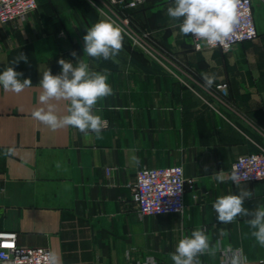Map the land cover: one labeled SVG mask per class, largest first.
<instances>
[{
    "label": "crops",
    "instance_id": "obj_1",
    "mask_svg": "<svg viewBox=\"0 0 264 264\" xmlns=\"http://www.w3.org/2000/svg\"><path fill=\"white\" fill-rule=\"evenodd\" d=\"M36 1L21 21L0 23V72L13 66L33 86L20 94L0 87V230L15 231L19 245L55 251L61 264H174L169 254L178 241L203 229L211 247L200 264L234 257L261 264L252 217L221 223L212 205L246 190L252 195L244 207H264V180L237 188L228 179L238 155L264 149V0H252L257 37L227 51L195 49L167 15L173 0H146L132 9L133 24L149 43L161 42L155 49L162 58L123 33L115 62L83 51L86 31L111 20L101 11L111 9L109 0ZM20 53L28 62L13 65ZM61 58L83 59L108 75L113 95L96 105L107 121L99 138L73 127L53 131L31 116L41 107L42 73L59 74ZM201 73L215 75L211 88ZM58 107L62 114L66 102ZM170 165L193 179L182 211L140 216L131 200L136 171ZM221 171L222 183L215 179Z\"/></svg>",
    "mask_w": 264,
    "mask_h": 264
},
{
    "label": "clouds",
    "instance_id": "obj_2",
    "mask_svg": "<svg viewBox=\"0 0 264 264\" xmlns=\"http://www.w3.org/2000/svg\"><path fill=\"white\" fill-rule=\"evenodd\" d=\"M239 6L240 0H173L167 7V15L179 21L177 26L181 34L185 37L191 34L192 38L187 42L198 40L209 47L227 48L226 41L231 40L240 22ZM123 40L122 29L115 21L100 20L83 36V51L88 57L115 62V58L123 49ZM196 47L199 48L200 45L197 44ZM71 55L75 57L76 53L72 52ZM20 61L27 63V56L20 53L14 59L13 65ZM58 64L62 69L59 74L53 75L49 68L42 73L38 85L41 89L38 98L41 107L32 111V118L53 131L73 127L85 135L91 132L99 138L102 130L107 127V121L97 114L96 105L99 100L113 95L107 73L91 71L83 59L72 63L61 58ZM22 75L13 66L7 67L0 72V87L5 92L16 94L33 87L31 79H21ZM201 76L205 86L211 88L216 79L215 75L201 73ZM61 102H66L62 114L58 107ZM6 154L12 156L15 150L10 148ZM222 172L215 175V179L221 183L225 180ZM228 179L239 188L242 179H247V175L241 177L237 170H233ZM251 195L252 192L241 190L239 194L220 196L212 208L221 223H231L238 216H251L247 221L253 229L251 235L264 247V207L254 211L244 207L245 198H251ZM210 247L209 236L203 229H196L190 236H183L175 251L169 255L174 264H200L198 257L208 253ZM44 259L47 264H61L55 251L47 253ZM231 264H239V259L234 257ZM261 264H264V261H261Z\"/></svg>",
    "mask_w": 264,
    "mask_h": 264
},
{
    "label": "built area",
    "instance_id": "obj_3",
    "mask_svg": "<svg viewBox=\"0 0 264 264\" xmlns=\"http://www.w3.org/2000/svg\"><path fill=\"white\" fill-rule=\"evenodd\" d=\"M145 1L109 0L111 9L105 11L102 8L101 11L130 35L132 30L129 11ZM36 4V0H0V23L21 21L28 12L35 9ZM238 10L241 13L240 22L231 40L226 41L228 47L216 46L223 51L229 50L236 43L251 41L257 37L252 0H240ZM190 37L192 38L191 34ZM197 44L200 45L199 48L196 47ZM192 45L195 49L213 48L198 40L192 41ZM225 87V83L216 85L219 90ZM233 170H237L241 177L247 175V179L242 181L264 180V149L238 155L231 164L229 176ZM191 182L193 179L185 178L181 165L140 168L136 171L131 186V200L140 216L177 213L184 207L185 184ZM16 236L17 233L13 230H0V264H47L44 259L50 252L47 247L19 245Z\"/></svg>",
    "mask_w": 264,
    "mask_h": 264
},
{
    "label": "rangeland",
    "instance_id": "obj_4",
    "mask_svg": "<svg viewBox=\"0 0 264 264\" xmlns=\"http://www.w3.org/2000/svg\"><path fill=\"white\" fill-rule=\"evenodd\" d=\"M130 28L132 30V33H130V35L126 34L125 32H123V33L127 37L128 41L134 47L141 49L142 51H144L148 55H152V56H155L158 58H162L161 53L155 49V48L159 47L161 44V42L159 40L156 39V41H157L156 44H153L151 42L149 43L150 40L148 39V32L144 31V30L139 31L137 29V27H135L131 21H130Z\"/></svg>",
    "mask_w": 264,
    "mask_h": 264
},
{
    "label": "trees",
    "instance_id": "obj_5",
    "mask_svg": "<svg viewBox=\"0 0 264 264\" xmlns=\"http://www.w3.org/2000/svg\"><path fill=\"white\" fill-rule=\"evenodd\" d=\"M130 21L133 23L132 10L129 11Z\"/></svg>",
    "mask_w": 264,
    "mask_h": 264
}]
</instances>
